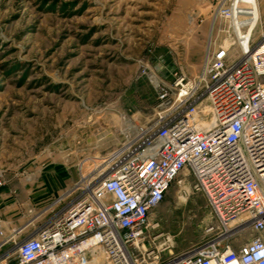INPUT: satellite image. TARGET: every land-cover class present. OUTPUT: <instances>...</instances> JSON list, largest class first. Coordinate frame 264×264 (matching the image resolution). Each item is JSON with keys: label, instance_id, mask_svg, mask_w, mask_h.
Listing matches in <instances>:
<instances>
[{"label": "rangeland", "instance_id": "1", "mask_svg": "<svg viewBox=\"0 0 264 264\" xmlns=\"http://www.w3.org/2000/svg\"><path fill=\"white\" fill-rule=\"evenodd\" d=\"M244 1L253 18L237 35L253 45L264 0ZM223 2L0 0V221L13 236L2 255L75 203L112 150L152 131L156 83L195 77L220 45L239 56ZM176 181L148 217L160 262L218 230L192 178Z\"/></svg>", "mask_w": 264, "mask_h": 264}, {"label": "built area", "instance_id": "2", "mask_svg": "<svg viewBox=\"0 0 264 264\" xmlns=\"http://www.w3.org/2000/svg\"><path fill=\"white\" fill-rule=\"evenodd\" d=\"M226 1L215 13L230 22L232 9L245 6ZM236 39L234 61L230 46L220 45L207 51L195 77L156 83L152 131L112 150L82 181L78 200L0 264H264V35L253 45L248 37L245 48ZM186 177L219 232L206 246L160 262L148 217L171 183ZM246 226L258 235L236 250L221 243ZM12 239L0 221V248Z\"/></svg>", "mask_w": 264, "mask_h": 264}, {"label": "bare ground", "instance_id": "3", "mask_svg": "<svg viewBox=\"0 0 264 264\" xmlns=\"http://www.w3.org/2000/svg\"><path fill=\"white\" fill-rule=\"evenodd\" d=\"M242 2L244 3V6H245L243 9L241 10L240 9L238 10L236 8L232 9V17L230 19V24H231L233 33L235 35V38H238L236 39L237 45L242 48H245L246 39L248 37H242V36L240 37L237 35L238 34L237 32H240V30L242 31V28H243V31H245L249 27L252 21V18H253V14H252L251 9L248 7L249 5L248 2L244 0H242ZM230 44L232 43H229L228 45L230 46ZM237 222H238V219L233 220L229 222L228 226L232 227L233 225L237 224Z\"/></svg>", "mask_w": 264, "mask_h": 264}, {"label": "crops", "instance_id": "4", "mask_svg": "<svg viewBox=\"0 0 264 264\" xmlns=\"http://www.w3.org/2000/svg\"><path fill=\"white\" fill-rule=\"evenodd\" d=\"M59 196H60V194H59ZM248 229L250 231V233L248 235H244V233H243L244 231H243V232H241V233H239L238 235H235V236L221 238V243L222 244H228L229 247L232 250H236L240 246H242L245 243L249 242L253 237L258 235L251 228L248 227ZM33 231L34 230H30L28 232V235H30ZM218 232L219 231L217 230V233L215 234V236L210 238V239L203 240V241H198L197 243H195L193 245V249L202 248V247L206 246L207 243L211 242L217 236ZM1 251H2V248H0V257H2V252Z\"/></svg>", "mask_w": 264, "mask_h": 264}]
</instances>
